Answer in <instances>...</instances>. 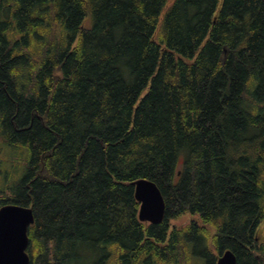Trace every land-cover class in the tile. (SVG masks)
Wrapping results in <instances>:
<instances>
[{"label": "trees", "instance_id": "16d2710c", "mask_svg": "<svg viewBox=\"0 0 264 264\" xmlns=\"http://www.w3.org/2000/svg\"><path fill=\"white\" fill-rule=\"evenodd\" d=\"M3 144L31 264H264V0H0Z\"/></svg>", "mask_w": 264, "mask_h": 264}, {"label": "water", "instance_id": "95a60500", "mask_svg": "<svg viewBox=\"0 0 264 264\" xmlns=\"http://www.w3.org/2000/svg\"><path fill=\"white\" fill-rule=\"evenodd\" d=\"M136 198L140 201L141 221L160 222L165 214V199L155 182L139 179L135 182ZM35 221L32 206L8 203L0 208V264H31L27 251L29 227ZM216 264H237L232 250H226Z\"/></svg>", "mask_w": 264, "mask_h": 264}, {"label": "rangeland", "instance_id": "374dc122", "mask_svg": "<svg viewBox=\"0 0 264 264\" xmlns=\"http://www.w3.org/2000/svg\"><path fill=\"white\" fill-rule=\"evenodd\" d=\"M2 148L0 149V187L8 188L6 185H10L15 179L20 178L21 174L23 173L20 168L14 171L15 169L12 167L9 162L5 160H22L23 162L27 159V150L24 147L13 148L9 145H1ZM16 173V174H15ZM12 186V185H11ZM10 187V186H9ZM8 191L9 188H8ZM189 222V216L185 215L176 221L177 226L187 225Z\"/></svg>", "mask_w": 264, "mask_h": 264}]
</instances>
